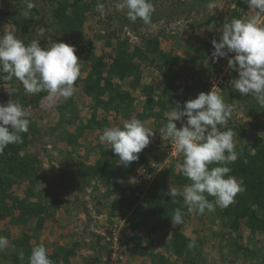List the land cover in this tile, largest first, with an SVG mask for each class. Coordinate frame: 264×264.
<instances>
[{
    "label": "rangeland",
    "instance_id": "obj_1",
    "mask_svg": "<svg viewBox=\"0 0 264 264\" xmlns=\"http://www.w3.org/2000/svg\"><path fill=\"white\" fill-rule=\"evenodd\" d=\"M32 2L25 19L23 0H0V35L13 32L42 47L72 45L81 75L67 100L26 94L18 80L0 79V103L19 100L31 113L23 143L0 153V236L6 238L0 264H28L39 244L53 264H264V188L249 204L259 223L240 216L239 194L227 208L204 214L188 212L184 201L172 205L163 193L190 182L176 167L183 154L160 132L177 102L182 108L213 88L234 109L227 128L236 133V162L264 154V108L232 89L233 53L216 62L211 56L223 23L254 10L243 0H151L155 11L145 25L129 21L115 0H99L104 15L96 11L98 0ZM132 117L154 135L138 161L124 167L99 137ZM176 208L185 213L181 225L171 221ZM173 231L183 235L176 249L169 248ZM193 239L197 246L189 249Z\"/></svg>",
    "mask_w": 264,
    "mask_h": 264
},
{
    "label": "clouds",
    "instance_id": "obj_2",
    "mask_svg": "<svg viewBox=\"0 0 264 264\" xmlns=\"http://www.w3.org/2000/svg\"><path fill=\"white\" fill-rule=\"evenodd\" d=\"M23 2L26 7L21 15L25 19L31 18L35 4L32 0ZM243 2L254 10V15L223 23L219 41H211V56L216 62L233 53L228 58V68L237 72L238 78L229 81L232 89L242 96H251L260 108H264V0ZM114 7L124 12L129 21L135 23L139 19L145 25L151 24L155 11L151 0H115ZM105 8V3L98 0L96 11L104 15ZM75 53L76 48L64 42L55 41L42 47L37 39L25 44L13 32H5L0 35V79L5 82L18 80L26 94L47 92L49 97L67 100L74 95L75 82L81 75L80 60ZM233 110L224 96L212 88L185 101L182 108L177 102L166 114L167 123L160 132L172 141L177 152L183 154V163H177L176 167L191 182L182 190L170 187L167 194L173 202L181 196L188 212L204 214L206 210L214 211L217 206L227 208L235 202L237 194L246 190L242 181L230 175L232 169L228 166L238 159L234 142L236 133L227 128ZM30 116V111L19 100L0 103V153L9 144L23 143L21 134L28 132ZM153 135L146 122L132 117L122 126L106 127L99 140L111 146L119 158V165L128 167L138 161V154L150 144ZM209 196L214 197V201H210ZM184 215L181 208L174 209L172 223L183 224ZM5 243L6 238L0 236V250ZM196 246L194 239L187 245L189 249ZM18 256L24 261L23 250ZM28 264H53V261L46 247L39 244L32 247Z\"/></svg>",
    "mask_w": 264,
    "mask_h": 264
},
{
    "label": "trees",
    "instance_id": "obj_3",
    "mask_svg": "<svg viewBox=\"0 0 264 264\" xmlns=\"http://www.w3.org/2000/svg\"><path fill=\"white\" fill-rule=\"evenodd\" d=\"M256 153L253 155L249 153L244 155L243 158L246 162H241L242 160L236 162L233 166L234 171L232 170L235 177L241 179L240 181H242V184L246 189L244 192L239 193L237 198L235 197L238 200L236 210L240 213V216L248 217V220L250 221H248L249 224L259 223L258 219L255 217L253 209L251 210L249 204L255 203V200L257 199L256 197L261 196V187L264 188V154ZM1 194L2 192L0 191V195ZM4 196L5 195H3L2 199H5ZM163 196L166 199H169L170 203L174 206H181L183 204V199L181 196L176 197V202H173L172 197L165 193H163ZM151 210L152 209L148 208V211H146L147 213L145 215V220H142V223L147 224V227L151 226L149 224L152 218H149V216L152 214ZM132 217L134 216L131 215V219ZM133 221L135 222V225H137V219H133ZM172 237L173 241L169 242V248L176 249L179 247L183 235L179 231H173Z\"/></svg>",
    "mask_w": 264,
    "mask_h": 264
}]
</instances>
